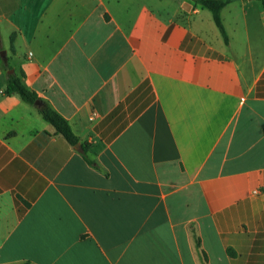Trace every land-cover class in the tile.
Instances as JSON below:
<instances>
[{
	"label": "crops",
	"instance_id": "1",
	"mask_svg": "<svg viewBox=\"0 0 264 264\" xmlns=\"http://www.w3.org/2000/svg\"><path fill=\"white\" fill-rule=\"evenodd\" d=\"M222 19L229 45L193 0H0V264H264V2Z\"/></svg>",
	"mask_w": 264,
	"mask_h": 264
},
{
	"label": "trees",
	"instance_id": "2",
	"mask_svg": "<svg viewBox=\"0 0 264 264\" xmlns=\"http://www.w3.org/2000/svg\"><path fill=\"white\" fill-rule=\"evenodd\" d=\"M196 5L201 6L204 9L209 10L212 13L213 19L220 30L225 42L229 45V37L226 33V29L223 24L222 11L223 9L232 3L235 0H193ZM264 2V0H260ZM14 36H12V49H14ZM7 93L8 94H18L20 97L27 103L35 105L36 101H40L37 94L29 90L22 77L17 76L16 74H11L8 76L7 80ZM41 102V105L38 106V110L44 117V119L52 124L56 131L61 134L70 144L78 145L80 139L73 132L69 122L60 116L56 111H54L47 103ZM82 149L84 153L88 151V146L82 144ZM87 158V156H86ZM88 159V158H87ZM89 160V159H88Z\"/></svg>",
	"mask_w": 264,
	"mask_h": 264
},
{
	"label": "water",
	"instance_id": "3",
	"mask_svg": "<svg viewBox=\"0 0 264 264\" xmlns=\"http://www.w3.org/2000/svg\"><path fill=\"white\" fill-rule=\"evenodd\" d=\"M13 71H11V73H12ZM35 105L38 107V106H40L41 105V102L40 101H36L35 102Z\"/></svg>",
	"mask_w": 264,
	"mask_h": 264
}]
</instances>
